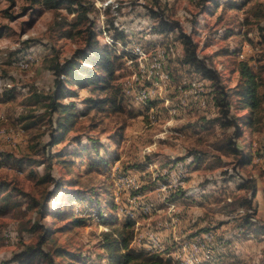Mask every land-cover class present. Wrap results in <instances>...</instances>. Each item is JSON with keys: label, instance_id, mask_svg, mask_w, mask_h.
<instances>
[{"label": "rangeland", "instance_id": "374dc122", "mask_svg": "<svg viewBox=\"0 0 264 264\" xmlns=\"http://www.w3.org/2000/svg\"><path fill=\"white\" fill-rule=\"evenodd\" d=\"M80 3L72 12L68 1L54 10L0 0V264H22L45 236L56 264H110L106 234L131 232L130 247L170 264L183 244L189 257L200 247L195 264H264V105L252 112L235 94L241 62L264 92V0ZM163 21L175 29L163 32ZM90 30L102 55L77 65L82 84L65 83L59 102L75 121L62 128L70 112L51 103L66 75L52 68L85 49ZM181 32L220 82L184 64ZM136 47L148 65L166 52L168 83L148 79Z\"/></svg>", "mask_w": 264, "mask_h": 264}, {"label": "trees", "instance_id": "16d2710c", "mask_svg": "<svg viewBox=\"0 0 264 264\" xmlns=\"http://www.w3.org/2000/svg\"><path fill=\"white\" fill-rule=\"evenodd\" d=\"M11 3V5H16V0H7ZM32 5H41L45 8L58 10L66 1L70 3V11H75L72 8L73 4H79L80 0H30ZM81 5V3H80ZM79 5V6H80ZM160 29L165 32L169 31L172 28L167 22L163 21L160 25ZM264 32V30H263ZM67 33V32H66ZM70 33V32H69ZM2 34V32H0ZM183 45H184V64L191 66L194 72L202 75L203 77L213 81L220 82V75L218 71L210 64L207 63L206 59L201 58L198 54L197 44L193 41L191 37L183 32L179 35ZM130 53H132L129 50ZM101 52L99 49V42L96 40V33L94 30H90V37L87 42V46L85 49H78L76 55H74V59L67 60L64 64L57 63L53 65L52 70L55 72L57 77H61L62 75H66V78L63 80H58V90L55 92L52 98V107L55 110H59L61 112H70V117L67 119L66 123L60 120L59 125L62 128H69L74 123L75 114L71 112V104H63L60 103V98H63L64 94V85L66 82H70L72 78L77 80L78 84H82L84 78L82 77L83 71L77 69L78 66H82V62L90 61L95 58V60H99L101 56ZM78 59V61H76ZM86 67V66H85ZM93 72V71H92ZM93 75V73H92ZM94 76V75H93ZM240 83L237 86V90L235 94L240 97V101L244 106L248 107L252 110V112H256L261 109L264 105V92H260L261 82L259 81V76L253 71V69L246 62L240 63ZM95 82V80H94ZM73 94V93H71ZM221 95V94H220ZM72 96V95H70ZM223 98H217V105L220 107L222 113L224 115H228L230 109V102L227 99L228 94L222 93ZM229 125H232V121L228 122ZM57 141V140H56ZM237 148H232V153H237ZM251 160V159H250ZM249 161V159H248ZM50 175H47L44 180L49 179ZM62 185L58 184L57 189ZM256 186H254V189ZM59 191L51 192L50 199L55 196ZM1 193V189H0ZM74 201V200H73ZM247 204L251 207V203L247 200ZM251 217H247L248 224L251 226L250 219ZM255 233H260L259 231H255ZM114 237L113 233L106 234L105 236V248L109 251V260L110 264H170L168 260L163 259L159 255L156 254H148L145 252H140L135 248L130 247L131 241L133 239V232L129 235H124L120 233V236L117 238ZM46 240V236L42 237L41 242L37 245L28 246L23 252H21L17 258L22 264H33L37 259H44L47 261V264H56L53 256L43 249V243Z\"/></svg>", "mask_w": 264, "mask_h": 264}, {"label": "bare ground", "instance_id": "6f19581e", "mask_svg": "<svg viewBox=\"0 0 264 264\" xmlns=\"http://www.w3.org/2000/svg\"><path fill=\"white\" fill-rule=\"evenodd\" d=\"M133 54L139 57V65L142 69H145L146 72H148V79H151L152 76H156V80L162 81L163 83H168L170 79L169 73L165 72V66L167 63V55L165 51H159L156 53V55L151 59L150 64L148 65L146 61L148 60L149 53L144 49L140 47H136L135 50H131ZM170 62V61H169ZM134 64V63H133ZM147 65V66H146ZM138 69V68H136ZM141 69V70H142ZM136 76V75H135ZM155 79V78H154ZM151 83L157 87L158 83L155 82V80H152ZM131 85V84H130ZM161 88V87H160ZM129 92V91H128ZM152 94V91L150 89H145L140 94V102H146L149 100L150 95ZM136 95V94H135ZM180 167V166H179ZM181 169V168H180ZM186 169V168H185ZM187 170V169H186ZM185 175V173H183ZM179 177V176H178ZM182 178V177H181ZM135 180V179H134ZM180 180V179H178ZM137 181V180H135ZM205 237H209V242L214 238V235L212 233L207 234ZM195 241V240H194ZM193 241V242H194ZM213 241V240H212ZM160 243V242H159ZM195 243V242H194ZM193 243V244H194ZM159 245V244H158ZM157 246V245H156ZM150 248V247H149ZM202 248V247H201ZM152 249V248H151ZM150 249V250H151ZM157 249V248H156ZM155 249V250H156ZM162 249V248H161ZM163 250V249H162ZM200 247L197 244H194L192 248H190L191 256L182 255V251L186 252L189 251L186 244H183L180 246V249L178 252H180L177 255L178 264H195L197 263L198 255L197 253L200 252ZM205 251V250H204ZM153 252V251H152ZM202 252V251H201ZM160 253V252H159ZM187 253V252H186ZM189 253V252H188ZM161 254V253H160ZM205 254V253H202ZM208 254V253H207ZM207 259L210 258V255H207ZM203 256V255H202ZM205 257V256H204ZM190 259V262H189ZM208 261V260H207ZM175 262V261H174Z\"/></svg>", "mask_w": 264, "mask_h": 264}, {"label": "built area", "instance_id": "2783aa9c", "mask_svg": "<svg viewBox=\"0 0 264 264\" xmlns=\"http://www.w3.org/2000/svg\"><path fill=\"white\" fill-rule=\"evenodd\" d=\"M152 77H154L156 79V76H152ZM180 170H181V173H187V172H184L183 168ZM178 184H179V182H177V185ZM201 243H206L208 245V254L207 255H212L211 254V245L209 244V237L202 236ZM189 262H190V259H189Z\"/></svg>", "mask_w": 264, "mask_h": 264}]
</instances>
